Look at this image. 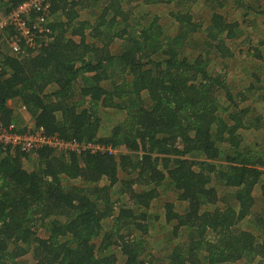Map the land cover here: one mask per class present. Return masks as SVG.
I'll return each mask as SVG.
<instances>
[{"label": "trees", "instance_id": "obj_1", "mask_svg": "<svg viewBox=\"0 0 264 264\" xmlns=\"http://www.w3.org/2000/svg\"><path fill=\"white\" fill-rule=\"evenodd\" d=\"M227 1L50 0L33 48L0 43L5 125L126 150L0 149V264H264V57L240 40L264 10Z\"/></svg>", "mask_w": 264, "mask_h": 264}, {"label": "built area", "instance_id": "obj_2", "mask_svg": "<svg viewBox=\"0 0 264 264\" xmlns=\"http://www.w3.org/2000/svg\"><path fill=\"white\" fill-rule=\"evenodd\" d=\"M51 7L50 0H25L14 7L7 14L0 13V43L1 51L7 50L11 54L20 53L21 42L29 48L34 47L38 34L49 31L47 11ZM31 13H36V19H29ZM30 21V23H29ZM12 31L13 36L8 37V32ZM40 46L38 45L37 48ZM2 71V60L0 58V72ZM25 111V107H20ZM34 122L27 124L24 129H18L16 123L11 122L5 125L0 120V149L7 148L14 150L19 148L23 152H31L41 147L47 146L62 154H107L117 155L125 153L124 147L114 148L110 145H101L94 142H76L74 140H63L57 135H46L43 128H36Z\"/></svg>", "mask_w": 264, "mask_h": 264}, {"label": "rangeland", "instance_id": "obj_3", "mask_svg": "<svg viewBox=\"0 0 264 264\" xmlns=\"http://www.w3.org/2000/svg\"><path fill=\"white\" fill-rule=\"evenodd\" d=\"M260 4H262L263 0H260ZM136 4H134V1H132V3L130 4L131 8L134 9H138V1L135 2ZM198 5H194L193 7V14L195 16V19L199 18L200 16H205L207 10L209 11V7L205 8V5L203 4V2H199L197 3ZM226 8L223 10H219L218 9V13L222 14L223 16H227L229 14V17H232L233 15L240 17L243 13V11H240V13L236 10V8L232 5L231 0L226 2ZM258 5V4H257ZM258 6L255 7V11L251 12L249 16H247L246 19H248L249 22H253V19H255V17H257L258 15L256 14L257 12L263 11L264 9L260 8ZM161 10V12H166L167 10L165 8L163 9H159V11ZM156 11V10H155ZM192 13V12H191ZM86 16L83 15L81 16V18H85ZM257 25H255V27H251L249 26L247 30H245V37L241 38L240 40H249L250 38L252 39V45L251 46H261V52L262 55L264 57V43L260 44L261 41L264 39V19L263 18H259L257 20ZM239 59L234 63V68L233 70L230 69L229 71V77L230 80L235 83V85L240 84L242 86H246V84L250 83V79H251V75H250V71H252V69L254 70V72L259 68L263 67L262 63L260 64H256L254 61H256V59L253 58V55L250 57H248V54L246 52H243L240 54V57L236 58ZM242 60H246V64H248L247 69L245 70L244 65L241 63ZM262 91L264 90V87L261 89ZM11 104V103H10ZM261 112V111H260ZM26 116V115H25ZM27 119V118H25ZM114 121H111L108 123V125H113ZM111 127V126H110ZM27 167V166H26ZM176 209L177 210H183V208L185 207V204H178L176 203ZM160 212V211H158ZM159 219H162L161 217H159ZM246 225V224H245ZM245 228V227H243ZM169 228H166V231H168ZM161 235L164 233V229L161 230V224L159 222L158 224V228L157 230L154 228L150 234H154V233H158ZM164 236H160L159 238H162ZM156 242V241H155ZM156 244H158V248L159 245L164 246V242L160 239H158V242H156ZM156 249V248H155ZM158 250V249H157ZM160 250V248H159ZM163 252V250H161ZM240 264H244V263H240Z\"/></svg>", "mask_w": 264, "mask_h": 264}, {"label": "clouds", "instance_id": "obj_4", "mask_svg": "<svg viewBox=\"0 0 264 264\" xmlns=\"http://www.w3.org/2000/svg\"><path fill=\"white\" fill-rule=\"evenodd\" d=\"M125 149V148H124ZM126 152V151H125ZM124 154V153H123Z\"/></svg>", "mask_w": 264, "mask_h": 264}]
</instances>
